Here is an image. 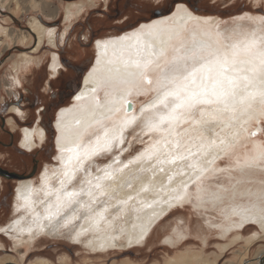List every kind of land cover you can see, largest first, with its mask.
I'll use <instances>...</instances> for the list:
<instances>
[{
	"label": "bare ground",
	"instance_id": "obj_1",
	"mask_svg": "<svg viewBox=\"0 0 264 264\" xmlns=\"http://www.w3.org/2000/svg\"><path fill=\"white\" fill-rule=\"evenodd\" d=\"M6 2L1 0L0 7H7ZM13 2L22 14L31 7L38 8L34 4L25 6L27 1L23 0H13ZM24 3L22 7L21 4ZM94 3L95 0H84L78 4L69 3L65 9L64 21L70 24ZM40 11L45 17H52L49 8L43 7ZM213 19L210 16L197 15L187 6L177 4L167 16L141 23L135 29L119 36L100 39L94 43L96 54L92 67L81 79L80 88L71 98L70 104L57 110L56 113L55 163L51 166L46 165L37 181L24 179L17 182L11 206L13 218L4 225L0 224V235L9 239L13 251H18L24 246L31 249L41 238L56 240L65 238L69 244L80 246L88 254H106L120 247L142 246L164 216L189 202L192 195L190 192L194 190L190 191L191 186H198L197 184L206 175L214 172L215 165L221 157L251 141L249 137L255 135L261 126L256 127L254 132L249 129L254 122L258 123L264 119V101L259 96L248 106H237L235 111H208L203 117L197 116L198 123L185 124L182 129L183 140L194 141L192 145L194 155L174 165L161 166L157 165L155 160L144 159L129 163L145 148L129 161L122 160V154L127 151L124 144L128 133L133 131V133L137 132L139 137L148 136L147 143L152 142V138L148 134H143L139 126L127 128L123 144L117 142L111 152L94 157L88 165L89 171L94 176L102 175V170L108 165L118 168L114 177L105 182L106 194L99 196L90 207L81 208L77 203L61 210L58 215L55 214V190L60 187L59 177L63 171V162L69 155L66 149L74 147L81 137L85 142L89 139L94 140L97 133L103 135L105 128L111 134L113 128H118L124 119L126 102L130 101V106H127L129 116L133 112L138 114L141 107L154 103L158 98L157 89L161 71L168 66L174 56L179 54L177 50L183 52L194 45L203 44L208 46L205 54L208 50L223 51L233 41L242 39L253 31L259 35L263 28L254 27L253 30L245 31L234 29V31L228 30L226 34L225 30L222 32L215 28ZM29 27L28 35L24 36L22 31L3 28L0 25V36L8 40L4 45L0 39V48L8 49L10 42L23 44L27 38H31L34 43L35 37L37 43L31 54H37L44 47V42L46 46H56L55 30L44 27L36 19H32ZM67 29L68 25L61 34L62 41ZM148 60L152 63L147 68L135 66L137 61L143 64ZM48 61L49 77L56 78L63 68L60 59L53 53L50 54ZM41 63L37 58L22 54L12 65L5 86L17 89L22 85V79L26 80V73ZM146 95H151V99L145 104H140L138 98ZM11 110L21 120L24 118L19 109ZM98 121H102L105 128L99 127ZM20 132L19 147L29 153L42 147L45 142V131L42 127H24ZM252 142V150L246 149L244 154L233 155L235 164L232 167L239 173L235 178L236 182L230 183L228 187L218 185L217 190L206 191V197H202L205 192L199 188L195 192L196 201L195 199L194 201H198L195 206L193 205L195 208L202 211L219 208L215 212H219L222 222L215 224L210 222V218L208 226L217 230L215 233L220 239H225L232 232L238 233L234 235L233 244L240 239L243 240L240 232L250 225L257 226V230L248 236L245 242L251 244L264 239V186H261L263 183L257 184L255 180L253 184H247L253 179L251 176L254 174V169L260 167L259 162L264 161V147L258 140ZM116 151H119V154L114 155L109 163L106 165L99 163V158L113 156ZM193 163L196 167H189ZM97 166L101 171H97ZM161 167H163L162 171ZM197 176L201 178L200 181L196 180ZM169 177L172 179L169 180ZM75 183L79 184V179ZM177 196L181 199L177 200ZM80 200L87 202L89 197L84 195ZM224 200L225 204H223ZM185 226L184 229L174 226L162 242L170 247L178 245L190 235ZM227 247L228 245L222 246L221 251H225ZM3 248L0 242V249ZM189 256L185 260L178 261L182 264H189L192 260L200 261ZM263 258L264 251H261L253 264H262ZM33 264H47V262L38 260Z\"/></svg>",
	"mask_w": 264,
	"mask_h": 264
},
{
	"label": "rangeland",
	"instance_id": "obj_2",
	"mask_svg": "<svg viewBox=\"0 0 264 264\" xmlns=\"http://www.w3.org/2000/svg\"><path fill=\"white\" fill-rule=\"evenodd\" d=\"M5 1H7V7H0V25L3 28H14L24 32V36H27L32 19H36L44 27L55 30L57 34L56 46L49 47L44 42V47L37 54H31L37 43L36 37L34 43L31 38H27L23 44L10 42L11 46L9 45L8 49L0 48V166L21 172L24 175L31 174L35 169V173L28 178L33 181H37L40 172L46 165L51 166L55 163L56 131L54 122L57 110L70 104L71 98L80 87L81 79L92 67L96 54L94 43L97 40L119 36L135 29L141 23L167 16L177 4L187 6L197 15L214 18L215 28L222 32L225 30L226 34L229 32L228 30L234 31V29L235 31L236 29L253 30L254 27H263L262 29H264V0H95L94 4L88 6L86 11L77 16L78 18H74L70 24L64 21L66 7L69 3L78 4L84 0H23L27 1V4H21L22 7L33 4L36 8L38 7L37 9L31 7L33 10L29 9L23 14L16 9L13 0ZM42 6L52 11V17L44 16L40 11ZM156 12L160 14L157 16ZM67 25L68 29L62 41L61 34ZM245 25L247 26L243 28ZM0 39L4 45L8 42L4 36H0ZM53 53L58 55L63 67L55 80L49 77L48 71V59ZM22 54L37 58L43 64L34 66L31 71L26 73V80L22 79V85L14 90L5 86V80H8L12 65ZM58 94L61 95L60 101L57 98ZM52 96L54 97L52 98ZM150 99L151 95L140 96L138 102L145 104ZM12 108L19 109L23 113L22 118H24L21 120L18 115L16 116L12 112ZM40 117L41 121H39ZM36 126L46 129L47 139L42 147L29 153L19 147L20 130L24 127L33 128ZM258 126L261 128L255 135L249 137L251 141L248 144L234 149V153L231 152L223 158L221 157L216 163L217 166L215 165L214 172L206 175L204 179L202 178L203 180L197 184L198 186H191L190 191L194 190L190 192L192 195L189 202L178 206L164 216L142 246L120 247L110 250L106 254H88L80 246L69 244L65 238L57 240L41 238L31 249L24 246L18 251H13L9 239L0 235V242L4 247L0 249V264H33L38 260H45L47 264H182L179 261L185 260L189 255L193 259L200 260L196 259L197 262L192 260L189 264H253L260 252L264 251V239L251 244H247L245 239L257 230V226L246 227L244 231L240 232L243 240L240 239L233 244L236 232H232L225 239H220L215 233L217 230L208 226L210 218V222L215 224L222 222L219 212H215L219 208L202 211V209L195 208L194 204L198 203V201L195 202L196 189L199 188L205 192L202 197H206V191L217 190L218 185H220L219 187H228L236 182L235 178L239 176V173L232 167L235 164L233 155L244 154L246 149H248L247 151L252 150V140H258L264 147V119L258 123L254 122L249 130L254 132ZM5 133L12 134L13 138H9ZM137 136V132L128 133L127 141L124 144L127 151L122 154V160L129 161L145 148L148 136ZM118 154L119 151H116L113 156L108 155L99 158L98 161L100 164L106 165L114 155ZM227 156L229 157L226 158ZM259 165L260 167L255 168L254 174L251 176L253 182L250 180L247 184L250 185L256 181L257 184L263 183L261 186H264V161L259 162ZM258 177H260L259 180ZM6 185L9 186V189L7 191L4 189V193H0L1 197L3 195L6 197L5 200H0L1 225L8 223L13 218L11 206L17 183L9 182ZM225 203L224 200L223 204ZM185 225L190 235L180 241L178 245L170 247L162 242L174 226L183 228ZM201 232L202 234H200ZM224 245H228V249L221 251V247Z\"/></svg>",
	"mask_w": 264,
	"mask_h": 264
},
{
	"label": "snow or ice",
	"instance_id": "obj_3",
	"mask_svg": "<svg viewBox=\"0 0 264 264\" xmlns=\"http://www.w3.org/2000/svg\"><path fill=\"white\" fill-rule=\"evenodd\" d=\"M207 47L197 44L183 52L177 50L179 54L161 71L158 98L154 103L129 116L127 106L130 101L126 102L124 119L111 134L103 122L98 121V126L105 128L103 135L97 133L94 140L87 142L81 137L74 147L66 149L69 155L63 162L60 187L55 190L56 215L77 203L81 208L90 207L99 196L106 194L105 182L114 177L118 168L108 165L102 175L94 176L88 165L94 157L111 152L117 142L123 144L127 128L139 126L143 134L152 138L144 151L129 163L144 159L155 160L161 166L174 165L194 155V141L183 140L185 124L198 123L197 116L203 117L208 111H235L237 106H248L257 96L264 101V29L259 35L253 31L233 41L223 51L208 50L205 54ZM151 63V60L143 64L137 61L135 66L147 68ZM147 82L151 83L150 80ZM189 167L196 165L193 163ZM97 171H101L99 166ZM77 179L79 184L75 183ZM200 179L196 177L197 181ZM84 195L89 197L87 202L80 200Z\"/></svg>",
	"mask_w": 264,
	"mask_h": 264
},
{
	"label": "flooded vegetation",
	"instance_id": "obj_4",
	"mask_svg": "<svg viewBox=\"0 0 264 264\" xmlns=\"http://www.w3.org/2000/svg\"><path fill=\"white\" fill-rule=\"evenodd\" d=\"M59 76V75H58ZM56 78H58L57 76H56ZM56 78H53L54 80L56 79ZM52 79V78H51ZM82 81V80H81ZM80 88V87H79ZM79 90V89H78ZM77 90V91H78ZM66 91H68V90H66ZM76 91V92H77ZM75 92V93H76ZM75 95V94H74ZM73 95V96H74ZM54 96H52V98H53ZM57 98L59 99V101H60V99H61V95L60 94H58V96H57ZM58 101V100H57ZM39 113V112H38ZM40 120L39 121H41V117L39 118ZM44 129V138H45V142H46V139H47V131H46V129L45 128H43ZM48 130H51V129H48ZM9 138H13V135L12 134H10V133H5ZM44 142V143H45ZM35 173V169H33V172L31 173V174H29V175H24V174H22L21 172H18V171H13V170H9V169H6V168H4V167H1L0 166V193L1 192H3L4 193V189H5V191H7L8 189H9V186H7L6 184L7 183H9V182H15V184L17 183V182H19V181H23L24 179L26 180V179H28V178H30L33 174ZM19 176L20 178H17L16 176ZM17 181V182H16ZM8 193V192H7ZM5 196L3 195L2 197H1V195H0V200L2 199V201L3 200H5Z\"/></svg>",
	"mask_w": 264,
	"mask_h": 264
},
{
	"label": "water",
	"instance_id": "obj_5",
	"mask_svg": "<svg viewBox=\"0 0 264 264\" xmlns=\"http://www.w3.org/2000/svg\"><path fill=\"white\" fill-rule=\"evenodd\" d=\"M160 13L156 12V15L158 16ZM79 89V88H78ZM16 176V175H15ZM17 178H20L19 176H16ZM264 262V258L262 259L261 263Z\"/></svg>",
	"mask_w": 264,
	"mask_h": 264
}]
</instances>
